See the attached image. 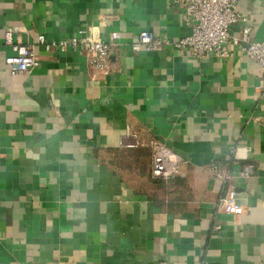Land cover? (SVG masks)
<instances>
[{
  "label": "crops",
  "instance_id": "crops-1",
  "mask_svg": "<svg viewBox=\"0 0 264 264\" xmlns=\"http://www.w3.org/2000/svg\"><path fill=\"white\" fill-rule=\"evenodd\" d=\"M236 10L230 33L264 40V0ZM87 25L121 34L104 69L35 45L37 66L9 73L6 29L35 44ZM189 27L177 0H0V264H264V71L243 42L225 58L129 47L140 30L172 42ZM126 131L138 146L118 145ZM150 139L181 157L175 177L150 178ZM228 186L235 216L216 205Z\"/></svg>",
  "mask_w": 264,
  "mask_h": 264
},
{
  "label": "built area",
  "instance_id": "built-area-1",
  "mask_svg": "<svg viewBox=\"0 0 264 264\" xmlns=\"http://www.w3.org/2000/svg\"><path fill=\"white\" fill-rule=\"evenodd\" d=\"M239 0H177L181 6V16L189 27V32L178 39L167 42L150 30H140L134 40L129 43L131 51L159 50L165 44L174 49L185 51L188 57L199 59L206 55L225 58L232 55L230 46L245 43L244 53L248 59L255 62L264 71V40L249 38V27L242 25L239 36L230 33L229 27L239 21L246 20L236 10ZM119 31H110L104 39L99 36L95 26L87 25L78 35L67 39L46 41L42 35L36 36L35 44L23 43L18 36H13L9 29L3 32V44L9 47L11 54L4 57V62L10 74H28L37 66L38 59L34 53V46L40 45L45 51L65 49L79 50L84 56L88 67L102 70L107 65L111 47L121 40ZM264 89V85L262 87ZM118 145L122 147H136L139 145L136 134L126 131L118 138ZM146 146L150 156V178L169 180L179 172L181 157L166 147L163 142L150 139ZM242 148L232 147L230 153L233 158L241 157ZM251 165H243L238 176L248 177ZM212 176L223 184L228 180V174L216 163H210ZM217 207L232 216L241 213V207L235 201V190L228 186L223 195L216 202ZM218 229V225H214Z\"/></svg>",
  "mask_w": 264,
  "mask_h": 264
}]
</instances>
